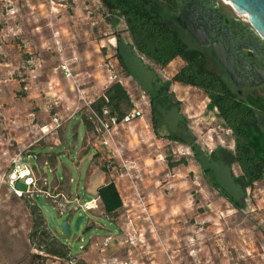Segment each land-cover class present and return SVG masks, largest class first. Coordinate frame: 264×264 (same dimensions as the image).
Listing matches in <instances>:
<instances>
[{
	"label": "rangeland",
	"instance_id": "374dc122",
	"mask_svg": "<svg viewBox=\"0 0 264 264\" xmlns=\"http://www.w3.org/2000/svg\"><path fill=\"white\" fill-rule=\"evenodd\" d=\"M217 1L249 24L229 0ZM182 64L180 57L163 67L140 57L122 17L99 0H0V261L25 264L35 251L29 206L37 203L14 196L4 181L11 156L22 150L36 154L29 160L37 163L39 182L43 176L47 182L38 187L58 193L37 205L69 256H49L45 264H264V178L247 187L237 179L230 129L215 107L198 87L169 81ZM114 81L143 117L118 123L105 148L82 116ZM150 92L167 98L155 103L157 133ZM260 124L264 131V116ZM212 150L219 159L207 161ZM199 153L210 172L202 170ZM109 180L122 198L113 216L101 203L70 210L72 200L61 214L52 207L96 197L97 186ZM78 215L84 218L75 230ZM64 219L70 234L60 226Z\"/></svg>",
	"mask_w": 264,
	"mask_h": 264
},
{
	"label": "trees",
	"instance_id": "16d2710c",
	"mask_svg": "<svg viewBox=\"0 0 264 264\" xmlns=\"http://www.w3.org/2000/svg\"><path fill=\"white\" fill-rule=\"evenodd\" d=\"M99 1L108 12L122 17L131 46L140 57L161 67L176 57L182 59L183 64L169 81L198 87L208 97V105L216 108L218 117L230 129L233 140L231 155L240 169L237 179L247 187L264 178V131L260 124V116L264 115V90L256 95L248 92L241 95L235 90L230 80L223 77L222 72L225 73V71L216 61L209 47L198 44L181 27L168 22L162 16L157 4L173 8L175 0ZM184 34L189 36L194 45L186 39ZM117 57L123 70L126 71V65L119 52ZM213 62L219 69L213 66ZM150 93L151 105H153L151 107L152 129L157 133L159 119L155 103L158 100L163 103L167 98L162 97L158 92ZM91 107L99 113L104 108H108L109 115L115 116L119 121L132 108V104L124 86L119 81H114L91 102ZM124 107L127 109L124 110ZM82 119L86 128L94 131L95 126L89 116L83 115ZM168 137L185 141L178 134L169 133ZM212 158L219 159V153L216 150L209 153L207 161ZM198 160L202 170L210 172L209 167L203 165L205 160L200 153ZM211 177L213 184L222 191V194L237 205V199L229 196L222 186L220 187V183L214 180L213 175ZM96 193L104 212L110 216L115 215L122 206V198L114 181L109 180L100 184L96 188ZM29 212L31 227L28 232V241L35 251L28 252L25 264H45L49 256L68 257L69 248L50 231L41 208L37 204H31Z\"/></svg>",
	"mask_w": 264,
	"mask_h": 264
},
{
	"label": "water",
	"instance_id": "95a60500",
	"mask_svg": "<svg viewBox=\"0 0 264 264\" xmlns=\"http://www.w3.org/2000/svg\"><path fill=\"white\" fill-rule=\"evenodd\" d=\"M237 13L246 14L249 24L244 23L247 36L229 30L223 23L216 0H182L180 13H170L164 5L157 4L163 17L181 27L202 46H209L216 61L228 75L232 85H257L264 81V0H229ZM249 50L261 63L242 56ZM77 132L71 135L76 140ZM89 147L84 152H87ZM83 215H78L74 229L79 228ZM51 224L55 221L52 218ZM67 234L71 233L69 222L64 219L60 224Z\"/></svg>",
	"mask_w": 264,
	"mask_h": 264
},
{
	"label": "built area",
	"instance_id": "2783aa9c",
	"mask_svg": "<svg viewBox=\"0 0 264 264\" xmlns=\"http://www.w3.org/2000/svg\"><path fill=\"white\" fill-rule=\"evenodd\" d=\"M142 115L141 109L137 107H132L129 109L124 116L118 121L115 116H110L108 109L104 108L101 113L89 107L88 116L94 123L95 129V138L101 144V146L105 148H109L114 139V128L118 123L127 122L134 118H138ZM56 120V119H55ZM32 157L36 159L35 153H24L22 150H18L15 152L9 162V168L4 175V181L9 187L11 193L19 198H29L33 200L35 203L44 206L42 204L43 196L53 197L54 200L58 196V193L55 195L50 194L47 190L38 187V183L42 185H47L46 178L43 176L42 180H40L36 176V165L37 163H32L29 158ZM36 162V161H35ZM46 163V160L44 161ZM17 182H21L24 185V188H20L17 186ZM72 200H75V204L71 206L70 210H82L88 211L91 209H95L99 206L100 199L98 196L91 197L80 202L77 197L72 198L67 201V204L52 205L59 214H61L66 208L67 205ZM110 237L105 239V244Z\"/></svg>",
	"mask_w": 264,
	"mask_h": 264
},
{
	"label": "flooded vegetation",
	"instance_id": "af4514ba",
	"mask_svg": "<svg viewBox=\"0 0 264 264\" xmlns=\"http://www.w3.org/2000/svg\"><path fill=\"white\" fill-rule=\"evenodd\" d=\"M181 1L182 0H175V5L173 8L169 7L167 5H164V6L168 12L178 14V13H180V10H181ZM217 4H218V11L222 16L224 25H226V27H228L229 30H232L234 32L238 31L240 33V36L246 37L247 36L246 29H245V26L242 23V21L238 20L235 16H233L229 12L223 11L220 8L218 1H217ZM207 47H209V46H207ZM241 54L243 57H245L251 61L261 63L260 59L257 56L253 55V53L249 50H243L241 52ZM263 66H264V64H263ZM233 86L238 91H240L241 89H245V90H247L246 92L256 95L258 92H261L262 90H264V81L260 84H257V85H247V86H235V85H233ZM262 116H264V115H262Z\"/></svg>",
	"mask_w": 264,
	"mask_h": 264
},
{
	"label": "crops",
	"instance_id": "0c3cea01",
	"mask_svg": "<svg viewBox=\"0 0 264 264\" xmlns=\"http://www.w3.org/2000/svg\"><path fill=\"white\" fill-rule=\"evenodd\" d=\"M141 117H143V115H141L138 118H141ZM0 264H11V263H10V260L8 258H3V260L0 261ZM18 264H23V263H18Z\"/></svg>",
	"mask_w": 264,
	"mask_h": 264
},
{
	"label": "bare ground",
	"instance_id": "6f19581e",
	"mask_svg": "<svg viewBox=\"0 0 264 264\" xmlns=\"http://www.w3.org/2000/svg\"><path fill=\"white\" fill-rule=\"evenodd\" d=\"M227 2V1H226ZM232 4V3H231Z\"/></svg>",
	"mask_w": 264,
	"mask_h": 264
}]
</instances>
